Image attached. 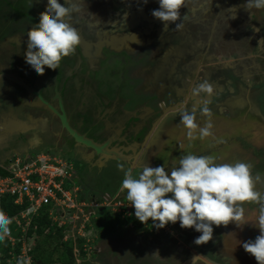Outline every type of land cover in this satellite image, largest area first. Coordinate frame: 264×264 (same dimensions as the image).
Returning <instances> with one entry per match:
<instances>
[{"label": "flooded vegetation", "instance_id": "obj_1", "mask_svg": "<svg viewBox=\"0 0 264 264\" xmlns=\"http://www.w3.org/2000/svg\"><path fill=\"white\" fill-rule=\"evenodd\" d=\"M83 1L85 0H74L80 4V8ZM59 2L63 4L64 0H59ZM155 4L149 0L148 6L143 4L142 7L140 0H116L105 10L100 8L103 5L96 4L98 7L95 8V11L89 12L90 17L88 19L90 21L86 20L85 17H77L74 13L69 23L79 33L81 32L80 36H83V39L94 42L90 47L92 60L80 44L74 55L62 59L58 69L51 70L46 67L45 74L39 75L26 63L25 54L20 48L23 45L22 47L27 50V41L18 38L20 35H27L28 30L39 23L40 13L47 8V0H0V113L7 109L5 106L9 105L8 100L14 99V105L19 110L16 113H19L18 115L22 120H26V111H34L37 112L38 116L42 115L43 118L40 121L43 126L30 131L31 135L39 131L38 139L42 141L34 148L30 146L28 141L27 144L30 148L28 151L58 152L63 157L77 163L81 192L86 194L84 193L85 187L82 185V179H84L85 183L91 187L89 193L86 190L87 194H90L89 197H98L97 195L103 191L101 187L105 184H117L116 186H118L120 174L123 175L122 178L124 179V173L120 172L117 165L124 164L125 169H127L129 162L127 163L124 157L114 151H134V141L138 128H136L137 124L132 127V122L129 121L131 119L128 120L125 117L128 112L134 115L136 113L137 120L135 123H138L141 121L140 117L146 116L148 109L154 108L152 109L154 117L149 120L147 125V122L144 124L145 128L139 134L138 142H143L142 135L150 134L157 125H161L159 130L164 131H161L160 143L157 142L159 146L149 150L157 151L153 156L155 162L150 163V165L157 167L163 164L161 162L165 160L168 172L179 167V162L177 163L176 158H174L175 152L176 150H183L181 146L186 144V141L180 139L183 134L187 136V129L179 124L180 112L193 108L196 100H198L192 96L189 88L192 84L196 87L200 83V81L195 82L194 75L198 66L196 65L193 71L191 68V70L189 69V66L183 64L184 60L192 61L191 58H193L191 55L192 47L188 44L193 33L188 31V34H184L183 32V40L182 36H176L175 24L171 23L169 29L163 32V22L151 15L153 11L151 6ZM82 10L84 9H81L79 13L84 15L85 12ZM110 13L114 15L111 17ZM97 14L101 16L100 18L111 19L112 26H114L113 31L110 29L102 32L103 23L101 20L92 22ZM261 15L263 18L261 19V26H259L261 28L258 29L259 32L256 35H250L248 31L242 30L243 28L238 26L240 25L239 21H228L234 32H232L231 43L228 41L227 43L230 44V48H237L233 53L230 50L228 57L242 59L247 53H254L259 56L261 47L264 48V15ZM135 19L139 22H136ZM196 21L186 19L185 24L198 25ZM253 24H257V21ZM116 28L122 29V33H117ZM233 33L241 35L244 42L235 45ZM129 37L130 39H128ZM180 40L182 46L179 44ZM175 44L181 46L179 48L180 54L176 53ZM186 50H189V54L186 53ZM243 62L245 63V60ZM179 63L182 67L177 72L178 78L172 77L173 74L171 73H163L164 68L171 69L172 65L178 67ZM248 66L246 73L249 77L251 76V87H248L244 81L243 67H236V69L239 68L241 75H239L238 92L241 93L240 88H242L246 97L250 95L252 104L247 103L248 106L244 111L237 109L232 112L227 108L224 112L227 119H234L242 112L247 111L249 116L256 119H259L260 113L264 115V83H260V73L256 64L249 61ZM218 74L213 76L222 78L221 69H219ZM204 79L206 78L204 77ZM207 81L209 82V80ZM150 82L161 83L165 86L153 88L154 84L150 85ZM228 90V88L217 90V104H221L224 101L222 98L228 96ZM38 95L43 96L41 100L45 103L44 109L41 110L36 108ZM206 97L203 96L202 98L206 100ZM103 115L111 119L110 122H107L110 123L108 127L103 121ZM17 127L21 128V123H17ZM14 129L8 128L6 132H11ZM242 134H248V138L250 135L253 136L248 127ZM232 136V140H227L228 146L232 143H240L239 151H243L245 154H253L252 157L255 159L259 157V154L264 155V150L250 147L247 138L239 137L237 134ZM18 137L9 136L11 139L9 141L16 143ZM255 137L256 140L254 138L251 140L259 141L258 143L263 142L260 144L264 146V135L259 137V134H255ZM8 150L14 151L15 147L13 149L8 148ZM140 150L138 148V151ZM10 154L12 156V153ZM239 154L240 152L235 154L233 159L236 160ZM107 155L110 159L105 157ZM107 159H109L108 163H106ZM262 161L264 160L262 159ZM237 162L243 161L238 159ZM228 163L231 164V162ZM1 164L2 161L0 167ZM261 166L263 169L264 163L253 165V176L260 175L264 178V169L262 170ZM263 188L264 183L257 185V190L263 191ZM92 191L94 192L92 193ZM243 207L245 209L244 219L227 226L216 227L213 225V239L207 244L196 245L192 236L193 246L191 247L192 242L189 240L188 245L186 244L187 248H183L184 254L179 252L176 254L177 264H181L186 257L193 258V254L199 255L213 264H252L246 256L240 254L238 246L248 240L254 241L260 235V230L256 231L259 229L258 227L253 229V232L252 229L247 231L245 227L250 220L246 219V213L254 211L259 214L260 206L256 203L245 202ZM187 230L181 229L183 232ZM189 230L194 231V239L201 235L194 228ZM248 233L249 235L253 233V235L248 237Z\"/></svg>", "mask_w": 264, "mask_h": 264}, {"label": "clouds", "instance_id": "obj_2", "mask_svg": "<svg viewBox=\"0 0 264 264\" xmlns=\"http://www.w3.org/2000/svg\"><path fill=\"white\" fill-rule=\"evenodd\" d=\"M143 3L147 4L148 0H143ZM158 3L159 8L153 10L151 15L163 22L162 31L166 32L170 23L175 24L174 30H182L187 16L181 20L180 9L185 6L186 0H158ZM247 7L264 8V0H247ZM80 11V4L74 0H64L63 4L59 0H47V8L40 13L39 23L33 25L27 33V51L24 58L37 74L44 75L46 67L51 70L58 69L63 58L75 54L81 44V36L69 20L74 13ZM191 94L195 98L212 97L214 88L205 80L192 88ZM208 104V100H198L191 111L180 112V123L187 129L190 140L197 138V132L200 139L213 134L211 130L214 125L210 119L212 112ZM197 112L209 118L203 127L197 123ZM72 163L76 169L75 163ZM117 167L124 173L121 189L126 190L127 200L135 209L136 219H131L132 221L139 220L145 224L151 220L157 229L179 221L182 229L194 228L196 232L201 233L194 240L196 245L207 244L213 239V225L220 227L242 221L245 202L258 204L260 235L254 241L243 242L242 246L257 264H264V192L257 190V185L264 183V178L260 175L253 176L251 163L215 164L210 156L188 154L180 159L179 167L170 172L166 171L164 166L151 167L146 164L138 175H134L131 167L125 169L124 164H118ZM76 183L83 199L77 174ZM101 199L84 198L87 202H100ZM13 218L0 210V240L10 234V229L13 234L17 233L18 229L19 236L23 237L24 230L28 233L37 219L33 218L28 226L23 223L22 227H18L16 224L11 225ZM98 219L99 217L95 219L94 216L91 223ZM90 224L87 222V227L82 230L89 235L88 238L92 233L95 234ZM34 229L37 230V225ZM33 237L36 240L37 235L34 234ZM97 240L98 238L93 242ZM197 259L198 255L194 256L192 264H196Z\"/></svg>", "mask_w": 264, "mask_h": 264}, {"label": "crops", "instance_id": "obj_3", "mask_svg": "<svg viewBox=\"0 0 264 264\" xmlns=\"http://www.w3.org/2000/svg\"><path fill=\"white\" fill-rule=\"evenodd\" d=\"M215 5V4H214ZM203 6V5H202ZM215 7L219 8V11H221V13L216 14H212L210 13V9L213 11H217L218 8H214L213 5H207L206 9H201V15L202 19L200 18V20H198V17H196V20L198 22V27L201 28V32H203V36L204 38L206 37V39L204 40V43L202 44V41L199 42V44L193 45L194 44V40L191 39V43L193 45L192 47V56L193 58H191L192 60H196L199 61L200 59H202L204 57V59H206V57L209 59V57H211V54L213 53V59L212 61H210L209 64H204L202 65V67L198 68L197 71L194 72L195 75V82L200 81V83H202L204 80H209V83L213 86L214 88V95L212 97H206L205 99L209 101L208 107L211 109L212 112V116L210 117V119L213 122V128H212V135L203 139L199 138V133H196L197 138L196 139H192L190 140L188 138V136L182 135L180 140L185 139L186 141V145L187 148L189 147L191 152H194L195 155H198L202 153V151H205L206 153L209 152V154H215L216 151H239V147H240V143H235V144H230V146H228L227 140H232V135H236L237 136H241L242 138H247V142L248 145L254 149L256 148H260L262 149V145L260 143H258L259 141L255 142L254 139L256 140L255 134H259V137H261V135H264V115L262 113H260V117L259 119H256L255 117H251L247 112H242V114L238 115L237 117H235L234 119L232 118H226L225 116V110L227 108H229V110H231L232 112H235V110H237L239 108L242 109V111H244L247 108V103L248 104H252L251 100H250V95H248L246 97V94L244 93V91L241 89V93L238 92V87L240 84V79H239V68L243 67V73L244 75H242L244 77V81H246L247 86L251 87V81H250V77L248 76V74L246 73V68H248L249 66V61L252 63H257L259 62L260 59L263 58L264 60V48L263 46L261 47V51L259 53V56H256L254 53H247L245 55L244 58H239L236 60L237 63L239 64V68L236 69V67L233 65L234 63H231V61H233L234 59L231 57H224L225 53L228 55L229 51L232 49L230 48V44L232 41V32H234L232 30V26L227 22V20L229 19L226 18V16L223 14V16H221V14L223 12H229L230 10H233L234 13H236V15L231 16L233 17V19H230V21L232 20H236L239 21L238 23L240 25H238L242 30L246 29L248 27L247 24V19L246 18H241L239 17L238 14L240 13H248L249 15L247 16H252V11L253 8H248L247 7V3L245 2H241L238 3L237 5L234 4H230L229 0H222L221 3L216 4ZM210 8V9H209ZM246 16V17H247ZM222 17V18H221ZM236 17V19H234ZM246 19V22H245ZM187 20L190 21H194L195 19H191L189 16L187 18ZM243 23H241V22ZM242 24V25H241ZM237 26V27H238ZM227 29V30H225ZM232 30V31H231ZM255 34H257L259 32V30L257 29V27H255ZM243 33V31H241ZM231 33V35H230ZM234 35V41L233 43L235 45H240L242 44L244 41L242 39V36L239 34H235ZM246 39V38H245ZM227 41L229 43H227ZM181 48V47H180ZM216 49V50H215ZM235 49V48H233ZM176 51V50H175ZM247 51V49H246ZM218 52V53H217ZM245 52V51H243ZM177 53V51H176ZM242 53V51H241ZM225 60V61H224ZM243 60H245V63L243 62ZM243 62V63H242ZM262 64V61H260ZM264 62V61H263ZM224 65V67H222ZM263 65V64H262ZM234 66V67H233ZM256 66L259 69V75H260V83H264V67L260 66L259 64H256ZM231 69H229V68ZM228 68V70H226ZM219 69L222 70V74L221 75L222 78H215L216 76H213L214 74L217 75L219 72ZM225 69V70H223ZM234 71H233V70ZM220 74V73H219ZM218 74V75H219ZM202 75V76H201ZM205 75V76H204ZM241 76V75H240ZM248 76V77H247ZM204 77L206 79H204ZM253 83L255 81H252ZM220 85V87H219ZM190 89L194 88V85H190L189 87ZM221 88L222 90H226L227 88L228 90V96H226L225 98H222V100L224 99V101L221 104H217V98L218 95L216 94L217 90ZM203 97V96H202ZM198 98V100H204L203 98ZM198 100H196L195 106L198 103ZM219 100V99H218ZM194 106V107H195ZM188 110H192V108H188ZM219 110V112H218ZM245 113V114H244ZM235 114V113H233ZM246 114H248L246 116ZM130 122H132V127L135 126L137 124L138 128L137 130V136L135 137V141H134V151H114L117 152L120 156L124 157L127 160V165L128 167L133 168V174L134 175H138V173L143 169V167L147 164L150 165V163L152 164L153 162H155V159H153V156L155 155V153L157 151H149L151 149H155L157 148V146H159V141L161 139V131L164 130H159V128H161V125H157L153 131L150 132V134H144L141 137L144 138L143 142H138L140 136L139 134L141 133V131L143 132V129L145 128V123L146 125L148 124V122H150L149 120H152V117H154L153 115V111L152 109H148L146 112V116L140 117L141 121L138 123H135V121L137 120V116L136 113L135 115L132 113H126L125 116ZM16 114V112H13V110H5L3 113H0V145H2V143L4 142H8L9 140V136H17L20 135L17 139V143H19L20 145H23L22 148L20 149V151H17V148L15 147L14 151H0V157H2V160L0 158V162L2 161V164H5L8 166V161L11 160L14 156H10L13 152L16 153L17 155H36L42 151H28L30 150L29 145L27 144V142L29 141L30 146L32 148L37 147L40 144V141H42L41 139H38V135H39V131L34 133L33 135H31L30 131H33L35 129H38L42 123L41 121H38L35 118H31L30 121H26V120H22L21 118ZM21 121H19V120ZM209 119L207 117H203L199 114V112H197V123L203 127L206 123V120ZM260 120V121H259ZM129 122V125H130ZM17 123H21L22 127L18 128L17 127ZM179 124L182 126V124L179 122ZM43 126V125H42ZM38 127V128H37ZM131 127V125H130ZM246 127L249 128V130L251 131L250 137L248 138V134L247 135H243V131L246 129ZM8 128H15L14 130H11V132H6V130ZM44 130V129H43ZM45 132V130H44ZM21 133V134H20ZM24 133V134H23ZM226 138V140H225ZM252 138H254L253 140H251ZM159 142V143H157ZM11 143V142H10ZM9 143V144H10ZM229 147V148H228ZM138 148L141 149L140 151H138ZM186 148H184L183 150H185ZM263 150V149H262ZM107 152H113V151H107ZM4 153V154H3ZM217 153V152H216ZM53 155L55 156H59L62 157V155H60V153L58 152H52ZM159 154V152L157 153V155ZM218 154V153H217ZM2 155V156H1ZM7 156V157H4ZM106 158L110 157L107 155L105 156ZM6 158V159H5ZM109 159L106 160V163H108ZM4 162V163H3ZM160 164L163 165L165 167V170L167 171V167H166V161L163 160ZM1 164V165H2ZM151 166V165H150ZM0 168H3L2 166ZM121 172V171H120ZM76 174H77V178H78V169L76 170ZM123 175H119V183L118 186H116L117 184H113V185H103L101 187V189L103 190L101 194H98L96 198H98V200H100L103 195H113V194H120L122 196L123 199H127V193L126 190H122L121 184L123 181ZM79 179V178H78ZM86 181L84 179H82V185H84L85 189H84V193H86L85 195L82 194V196L86 199H89L90 194H87L86 190L89 191L91 190V187L85 183ZM94 191H92L93 193ZM91 193V192H90ZM96 211V209H92V212ZM43 212H47L48 217L51 221L52 226L57 227L58 229L60 228H65L67 230H63V233H65L67 235V233H69L71 236V234H73V231H76V227L77 228H86L87 227V222L84 223V221L82 222H76L75 223V219H70V217L67 214H64L63 212L59 211V210H53V213H51L49 210H44ZM76 214V213H75ZM75 214H73L72 216H74ZM60 217V218H59ZM62 219H66V223H61ZM70 221H74V223L70 222ZM91 222V220H89V223ZM177 223H179V221H177ZM117 229V228H116ZM117 231V230H116ZM17 233H19V230L17 229ZM178 233L182 234V237L187 238L188 240L191 241L192 236L194 235V231L192 232L191 230H187L185 232L183 231H179ZM37 235V234H35ZM104 236L102 237L103 239L106 237L111 236L112 234H103ZM179 235V234H177ZM177 235L174 238H177ZM35 237V236H34ZM34 237L30 240V243L32 242V240L34 239ZM179 237V236H178ZM181 238V237H180ZM103 239H100L98 241V243H102ZM162 240H166L163 238H159ZM195 240V239H194ZM168 241V240H167ZM181 241V240H180ZM192 244L191 247L193 246V241H191ZM182 243V241H181ZM109 247V249L112 250L113 253L122 256V253L124 252L123 250H119L118 247L117 248H113L115 247V245H107ZM184 246V244H183ZM181 247H179L180 249ZM183 248H187V247H183ZM180 250H183L182 248ZM179 250V251H180ZM192 250V249H191ZM193 251V250H192ZM176 254L178 253V249L175 250ZM95 256V255H93ZM96 257L98 258V255H96ZM96 258V259H97ZM102 258V257H101ZM95 259V260H96ZM118 259V256H117ZM81 263L82 260L80 261ZM100 263V262H99ZM103 264V263H100Z\"/></svg>", "mask_w": 264, "mask_h": 264}, {"label": "rangeland", "instance_id": "obj_4", "mask_svg": "<svg viewBox=\"0 0 264 264\" xmlns=\"http://www.w3.org/2000/svg\"><path fill=\"white\" fill-rule=\"evenodd\" d=\"M115 1L116 0H85L82 2V6H81V9H84L82 11L85 12V14L83 15L80 13H75V15L77 17L80 16L82 18L85 17L86 20H89L88 19L90 17L89 12L95 11V8L98 7L96 4L103 5L100 8H102V10L103 9L105 10V9H108L107 6H110V4H112ZM140 1H141V6L143 7V4H144L143 0H140ZM151 1L153 3H156L155 5L151 6V9H153V10L158 9L159 8L158 0H151ZM224 1H226V0H224ZM229 1H230V4H234V5H237L238 3H241V2L247 3V0H229ZM221 2H222V0H186L185 6L180 9V18L182 16L183 17L187 16V18H188V16H189L191 19L194 18L196 20V17H198V20H200V18L202 19V16H199V15H201L200 9H206L208 4L209 5L212 4L214 8H218V7H215V5L219 4ZM148 3H149V0H148ZM148 3H147V6H148ZM199 5H201V7H199ZM252 8H253L252 16H247V15H249L247 12L238 14L239 17L247 19L248 27L244 30L248 31L250 35L255 34V32H256V30L254 31L255 27H257V29L260 30L261 27L259 28V26H261V23H262L261 19H263L261 17L262 16L261 14L264 15V8H261V9H257L255 7H252ZM211 9H210V13H212V14L217 15L218 13H221V11L218 12V11H213ZM110 14H111L110 15L111 17H112V15H114L113 13H110ZM223 14L226 16V18H228L230 16L229 19L227 20V22L230 21V19H233V17H231V16L236 15V13H234L233 10H230L229 12L225 11L221 14V16H223ZM98 15L99 14H97V16ZM97 16L94 17L95 19L93 18L92 22L93 23H94V21L99 22V20H101V22L103 23V25L101 26L102 32L108 31L110 29H111L110 31H113L114 26H112L111 19H108L106 17L100 18L101 16H98V17ZM234 19H236V17ZM246 19H245V22H246ZM255 21H257V24H253V22H255ZM185 22L186 21H184L183 29L177 31L176 36L181 37L183 32H184V34H186V33L188 34V31H191L193 33L192 34V39L194 40L193 45L197 46V44H199V42H201V41L203 44L206 37L204 38L203 32H201L202 31L201 28H199L198 25H196V24L190 25L187 23L185 24ZM230 22H233V21H230ZM121 24H123V23H121ZM253 27H254V29H253ZM116 32L122 33V29L116 28ZM18 39L27 41V35H20ZM182 39H183V36H182ZM179 42H180L179 44L182 46L181 40ZM190 42L188 44L191 47H193L192 43H190ZM175 45L177 47V52L180 54L181 50L179 48L181 46H179L178 44H175ZM22 46L23 45H21L20 48L23 49V53L25 54V52L27 50L25 48H23ZM235 50H237V48H235V49L232 48L231 52L233 53V51H235ZM186 53L189 54V50L188 51L186 50ZM213 56H214V54L212 53L211 57H209V59L207 57H206V59H204V57H203L198 62L196 60H192V61L184 60L183 64H184V66H189V69L191 68L193 70L196 68V65L198 66V68H200L204 64H209L210 61L214 60ZM224 57H227L226 53H225ZM237 59H239V58L234 59L233 61H231V63H234V64L237 63L236 62ZM172 60H177V59L173 58ZM189 61H190V63H189ZM260 61H262L263 65L261 64ZM263 61L264 60L262 58L256 64H259L260 66L264 67ZM239 64L240 63H237L234 66L238 67ZM171 67H172L171 69H166L167 67L164 68L163 73H167V74L171 73V74H173L172 77L176 76L178 78L177 72L179 71V68L181 69L182 66L179 63L178 67L175 65H174V67H173V65ZM222 67H224V65ZM150 83H152V85L154 84L153 87H156V88L160 87V86L161 87L165 86L161 83L160 84H155L153 82H150ZM42 97L43 96L41 95V99H42ZM41 99L36 98V108H38L40 110L44 109V107H45V103H43ZM8 101H9V105L5 106V108H7L6 110L7 111L13 110V112H18L19 110L14 105V99H12V100L10 99ZM52 106H54V105H52ZM152 109H154V108H152ZM16 114L18 115L19 113H16ZM18 116L20 117V115H18ZM30 117L35 118L38 121H40L43 118L42 115L38 116L37 112L26 111V120L28 122L30 121L29 120ZM103 121L105 122V125H107V127H108V125H110V123L108 124L107 122H110L111 119L109 117H107L106 115H103ZM10 142L11 141H8L7 143L6 142L2 143V145H0V151H9L8 148L13 149L14 147L17 148V151H20L22 146H20L19 143H17V142L16 143H12V142L10 143ZM260 143L263 144V142H260ZM187 145L184 144L181 146V148H183V149L186 148L185 150H182V151L176 150V152H175L176 155L174 156V158H176L175 161L177 163L180 162V159L182 157H184L188 154L195 155L194 152L190 151L189 147L187 148ZM262 149L264 150V146L262 147ZM216 152H215V154H211V153L209 154V152L206 153L205 151H202V153L199 154V156H210L213 158V161L215 164L228 163V162H231V164H234V163H237L238 159L242 160L243 162H246V163H251L253 165H258V164L262 165V163H264V161H262V159L264 160V155H260V154L258 155L259 157H257V159H255L252 157L253 154H251V155L245 154V153H243V151H216ZM239 152H240V154H239L238 158L236 160H234L233 159L234 155L239 153ZM40 153L46 154V152H40ZM14 154H15V156L11 160H9L8 162L11 163V161L15 157L25 158V157L29 156V155H27V156L26 155H24V156L17 155L16 153H14ZM14 154H12V155H14ZM48 154L53 155L52 153H48ZM4 157H7V156H4ZM0 158L2 160V157H0ZM247 159H248V161H247ZM10 163H8V166ZM75 165H76V169H77V166H78L77 163H75ZM8 166L5 164H2L3 168H0V171L2 172L4 170L7 173L6 169L8 168ZM261 169H262V166H261ZM0 178H3V177L0 175ZM262 192H264V188H263ZM90 199H91V197H90ZM110 213H112V214L108 215L105 211H101L100 209H98L94 212L95 219H97L98 217H101L104 220V224L106 225V228L102 229V226H100V230H104L105 232L103 234H105V235L106 234H112L109 237L105 236V238L103 239L102 237L104 235H101V233H98V234L92 233L91 236L88 238L89 235L82 232V227L80 229L76 227L75 233L71 234V236H69L70 235L69 233H67V235L65 233L64 234L62 233L63 230H67L65 227V228H60V230L56 229L55 230L56 232L48 231L47 232L48 234L47 233L46 234L49 236V240L40 239L38 237V234H37V238L35 240V243H33L34 240H32V243L34 245L32 247L36 248L37 247L36 245H38V243H40V244L45 243L44 245H48L49 244L48 242L51 240L50 244L48 245V247H49L48 251L45 250V248H43V246H41V248H40V249H43V251H42V253L44 254L43 256H46V257H44V259H45L44 262L46 264L49 263V260H51V259L53 261L52 264H61V263L64 264L65 262L66 263L71 262V260H73V264H95V263H99V262L103 263V264H177L175 250L179 249V247H181V248L186 247V244L188 245V243H189V240L187 238L182 237V234L178 233L182 228L180 227V224L177 222L175 224L169 223L166 227H164L162 229H157L153 226V223L151 220H149L147 223H145L144 226L140 227L136 223H134V221L126 220V217L120 216V218L124 219V221H126V222L122 221L124 224L121 225V228L119 226V228L116 229V227H114L115 223L118 221V220L114 219V216H116V214H113V212H111V211H110ZM258 216H259V214L257 212H254V211H248L246 213V217H247L246 219H250L246 223V226H245L247 231L252 229V232H253L254 231L253 229H256L257 227H259ZM66 221H67L66 219L65 220L62 219L61 223H66ZM82 221H84L83 215L77 214V218H76L75 223L76 222H82ZM70 222L74 223L73 221H70ZM229 224L232 225L234 223H229ZM96 226H97V221H93L90 224V227L93 230L95 229ZM13 231L15 232L14 229H13ZM256 231H259V229H257ZM177 234H179V235H177ZM23 235L24 236L21 238L24 239L25 241L28 240L30 242V240L28 239L29 235L28 234L27 235L23 234ZM176 235H177V238H174V240H172L173 236L175 237ZM252 235H253V233L251 235H249V233H248V237H251ZM97 238H98L97 242H93ZM159 238H163L166 240H162ZM100 239H103L102 243H98V241ZM53 240L57 241V243H55ZM180 240L182 241V243ZM193 240H194V235H193ZM29 242H25L26 243L25 248H27L26 252L28 251V248H29L28 246L30 245ZM183 244H184V246H183ZM107 245H112V246L115 245V247H113L114 249L118 247L119 250H123L124 252L122 253V256L117 254V256H118V259H117L116 254L113 253L112 250L109 249V247ZM52 246H55V247H53V249H51ZM238 248H239L238 250H239L240 254H242L243 256H246L247 259L252 264H253V262H255L254 264H257L255 259L251 255H249L248 253H246L244 251L242 244L240 246H238ZM178 252L183 253L185 251L183 250V252H182V251L178 250ZM154 254H156V255L154 256ZM93 255H95V256H93ZM96 255H98V258L96 257ZM81 260L83 263L80 262ZM189 260H190V257L189 258L186 257L185 259L182 260L181 264H184L185 262H187ZM15 264H18L17 260L15 261ZM32 264H34V262Z\"/></svg>", "mask_w": 264, "mask_h": 264}, {"label": "built area", "instance_id": "obj_5", "mask_svg": "<svg viewBox=\"0 0 264 264\" xmlns=\"http://www.w3.org/2000/svg\"><path fill=\"white\" fill-rule=\"evenodd\" d=\"M6 171V176L0 178V210H2V199L5 196L14 198L15 205L25 208L19 216L11 219V225L16 224L22 227L24 223L28 226L30 221L40 217L44 210H49L51 213L53 210H59L75 220L77 214H82L84 223L94 218L95 211L92 212V209H106L118 217L136 219L131 202L123 199L119 194L105 195L100 202L94 200L87 202L82 199L80 187L76 183L75 166L65 158L48 153L25 158L15 157ZM73 214L75 215L72 216ZM23 233L26 235L27 230ZM3 240L9 241L12 246L22 243V253L17 260L18 264L33 263L32 244L28 246L26 252L25 242L27 241L21 236L15 237L11 229L10 234Z\"/></svg>", "mask_w": 264, "mask_h": 264}, {"label": "trees", "instance_id": "obj_6", "mask_svg": "<svg viewBox=\"0 0 264 264\" xmlns=\"http://www.w3.org/2000/svg\"><path fill=\"white\" fill-rule=\"evenodd\" d=\"M6 174L7 173L4 170L1 172L2 177H5ZM14 201H15V199L10 197V196H5L3 198L2 211L10 218L18 216L25 209L23 206L15 205ZM105 212L108 215L112 214V213H110L109 210H105ZM114 219L118 220L115 223L114 227H116L118 229L120 226V228H121V225L124 224L122 221H124V220L118 216H114ZM102 220L103 219L101 217H99V219L96 220L97 226L94 229L95 234L101 233V235H103V233L105 232L104 230H100V226H102V229L106 228V225L104 224V220L103 221ZM126 220H131V219L127 218ZM124 222H126V221H124ZM134 223H136L140 227L144 226V224L141 223L139 220H135ZM35 225H37V230L34 229ZM56 229H58V228L55 226H52L47 212H42L41 216L39 218L35 219V221L33 222V227L30 229V231H28V233H27L29 235L28 239H31L34 234H38V237L40 239L49 240V236L47 235L48 234L47 232L48 231L56 232L55 231ZM62 233H63V231H62ZM19 235L20 234H18V233H14L15 237H18ZM53 241L55 243H57V241H55V240H53ZM50 242H51V240L48 243L50 244ZM33 243H35V242H33ZM33 243H32V245H33ZM44 244L45 243H42V244L38 243V245H36L37 246L36 248L33 247L34 250L32 249L31 256H33L34 264H46L44 262V260H45L44 257H46V256H43L44 255L42 253L43 249H40V248H41V246H43V248H45V250L48 251V248H49L48 245L49 244L48 245H44ZM22 247H23V245L21 242H19L16 246H12L9 241L0 240V264H15V261L18 260L20 255H21ZM53 247H55V246H52L51 249H53ZM52 263H53V261L51 259V260H49V263H47V264H52ZM71 263L73 264V260H71V262H67V263L65 262L64 264H71Z\"/></svg>", "mask_w": 264, "mask_h": 264}, {"label": "bare ground", "instance_id": "obj_7", "mask_svg": "<svg viewBox=\"0 0 264 264\" xmlns=\"http://www.w3.org/2000/svg\"><path fill=\"white\" fill-rule=\"evenodd\" d=\"M136 20V19H135ZM136 22H139L138 20H136ZM77 25H79V24H77ZM135 25H136V23H135ZM139 25V24H138ZM122 26V25H121ZM140 28V27H139ZM138 28V29H139ZM99 32V31H98ZM81 33V32H80ZM85 33H87V32H85ZM126 35V34H125ZM83 36H81V46L83 47V49L85 50V52H86V54L88 55V57H90V59L92 60V49L90 48L91 47V45L94 43V42H91V41H89L88 39L86 40V39H83L82 38ZM134 37V36H133ZM85 38V37H84ZM88 38H90V37H88ZM128 39H130V37L128 38ZM136 40V39H135ZM131 41V40H130ZM165 41V40H164ZM133 42H135V41H133ZM132 42V43H133ZM165 42H167V41H165ZM164 47V46H163ZM254 52V51H253ZM165 55V54H164ZM161 57V56H160ZM155 63V62H154ZM164 64V63H163ZM155 67V66H154ZM159 68V67H158ZM161 70V69H160ZM151 71H153V70H151ZM154 72V71H153ZM156 73H157V70H156ZM159 73V72H158ZM157 75V74H156ZM159 75V74H158ZM157 75V76H158ZM160 75H161V73H160ZM159 75V76H160ZM149 76V75H148ZM156 77V76H155ZM150 85H152V83L150 84ZM161 87V86H160ZM168 87V86H167ZM154 88V87H153ZM165 89H167V88H165ZM154 90H157V89H154ZM239 109V108H238ZM98 199V198H97Z\"/></svg>", "mask_w": 264, "mask_h": 264}, {"label": "water", "instance_id": "obj_8", "mask_svg": "<svg viewBox=\"0 0 264 264\" xmlns=\"http://www.w3.org/2000/svg\"><path fill=\"white\" fill-rule=\"evenodd\" d=\"M181 19H183V16L181 17ZM185 21H186V20H185ZM37 98L41 99V95H38ZM194 256H197V255H196V254H193V257H194ZM198 263L212 264V262L207 261L206 259H204L203 257H201V256H199V255H198V259H197V261H196V264H198ZM184 264H192V258H191L189 261L185 262Z\"/></svg>", "mask_w": 264, "mask_h": 264}]
</instances>
